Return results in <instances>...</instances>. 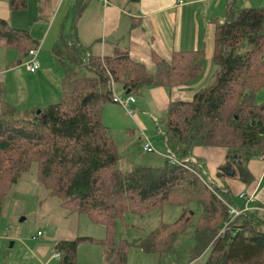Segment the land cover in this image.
Returning <instances> with one entry per match:
<instances>
[{
    "label": "trees",
    "instance_id": "1",
    "mask_svg": "<svg viewBox=\"0 0 264 264\" xmlns=\"http://www.w3.org/2000/svg\"><path fill=\"white\" fill-rule=\"evenodd\" d=\"M10 1L13 8L26 6V0ZM76 28L75 23L71 33H61L52 51L55 64L65 71L62 95L42 114L11 107L0 84V213L13 187L37 163L38 181L47 197L59 198L71 214H87L106 226L107 264H127L129 244L118 245L112 238L119 218L126 212L147 213L168 205L183 211L140 244L146 253L173 251L178 236L194 224V259L208 251L206 264H264V216L252 211L225 226L229 205L236 203L191 159L195 146L243 148L248 158L264 154V101H258L264 89V6L239 7L230 0L227 20L213 29L215 69L210 82L190 99L171 102L162 138L178 163L166 158L162 166L135 165L126 173L119 167L123 152L103 121L104 106L114 102L115 85L130 94L147 85H188L203 69L205 50L182 51L170 61L155 59L152 74L129 52L91 53L79 42ZM245 43L259 46V51L253 47L241 51ZM0 46L27 57L37 40L0 18ZM257 66L259 75L251 80ZM239 172L242 179H250L244 164ZM94 240L91 236L57 240L59 264H78L80 243Z\"/></svg>",
    "mask_w": 264,
    "mask_h": 264
},
{
    "label": "crops",
    "instance_id": "2",
    "mask_svg": "<svg viewBox=\"0 0 264 264\" xmlns=\"http://www.w3.org/2000/svg\"><path fill=\"white\" fill-rule=\"evenodd\" d=\"M180 1L109 0V3L105 4L100 0H87L85 4L84 0H26L25 7L13 8L10 0H0V18L7 20L14 28L29 31L37 40L35 48L38 50L40 61V68L33 73V78L22 79L16 75L8 78V73L17 67L14 62L19 61L24 66L23 59L29 56L22 57L15 52L17 50L12 51V55L6 53L4 68L0 69V72L6 71L3 76L0 75V84L5 86L4 101L19 111L36 112L38 109L43 111L45 107L53 104L51 101L60 99L59 88L54 82L57 75L54 72L56 67H52L55 63L52 51L61 33H71L75 23L79 42L89 48L91 53L97 56H112L118 51L129 52L135 59L145 63L147 70L152 74L156 72L155 59L164 58L170 61L173 55L182 51L204 49L206 57L203 69L188 85L174 88L166 85L144 86L138 92L140 97L132 104L135 112L132 115L127 112L129 117L125 115L127 118L122 121L118 120L108 107L105 108L109 103L104 106L105 125L110 131L120 129L125 133L126 138L121 142L122 149L119 147L121 151H129L130 144L137 138L143 143L144 133L155 134L154 130L149 131L150 122L157 125L159 137L165 144L162 135L167 127L171 102L190 99L197 90L210 82L215 69L213 29L216 24L227 20L230 2V0H182L183 3ZM236 1L239 7L264 6V0ZM123 90L126 95V90L124 88ZM111 133L113 134L112 131ZM115 138L118 139L117 136ZM230 156L236 161L229 160ZM191 159L193 163L197 161L204 168L208 179L228 191L229 197H232L237 205L243 204L241 195L245 193L253 197L250 212L264 210V154L248 158L243 148L231 149L219 145L195 146ZM165 162L166 160L164 164ZM241 164L248 170L250 181L240 177ZM223 167L225 169L222 171ZM220 171L223 173L222 178L218 177ZM35 258L42 264V260L37 256ZM54 259L58 261L53 264H59V259L54 254L47 258V262Z\"/></svg>",
    "mask_w": 264,
    "mask_h": 264
},
{
    "label": "rangeland",
    "instance_id": "3",
    "mask_svg": "<svg viewBox=\"0 0 264 264\" xmlns=\"http://www.w3.org/2000/svg\"><path fill=\"white\" fill-rule=\"evenodd\" d=\"M252 47L254 51H259V46H250L247 43H245V46H241L240 49L243 51ZM12 51L14 50L0 46V60L2 61L0 69L4 68L6 53L9 52L12 55ZM258 54L261 55L260 52ZM28 61L29 57L25 60L23 59L24 66L19 61H15L14 64H17V67L9 72L7 77L10 78L12 75H16L22 79L33 78L34 74L27 67ZM53 66L56 67L54 72L57 75L54 82L59 88L61 99L62 80L65 76V71L62 66L55 63L52 64ZM256 69H258L256 73L249 75L251 80H254L259 75L260 69L258 66ZM5 72H0V75L3 76ZM133 95L136 98L140 97L139 93ZM115 96L119 98L127 97V94L125 95V91L119 84L115 85ZM60 99L51 102L56 103ZM258 101H264V89L259 91ZM106 107L118 120L122 121L127 118L125 116L127 111L121 105L109 103ZM127 116L129 117V115ZM107 120H109L108 117ZM153 130L155 134L144 133L143 137L150 139L155 148L154 152L144 151L143 143L138 138L130 144L129 151H122L123 158L119 161V167L124 173L132 170L135 165L161 166L164 164L167 149L159 137L160 133L157 125L154 122H150L149 131ZM111 131L118 137L117 142L119 147H121V142L126 138L125 133L120 129H111ZM142 141L144 142V139ZM230 157L229 160L232 159V156ZM233 161L235 162L236 160L232 159ZM238 163L239 161L236 164L237 167ZM190 168L192 169V167ZM224 169L223 167L221 170L223 171ZM186 170L191 174L199 175L194 170H192L194 173L190 169ZM222 171L218 174L220 178L223 177ZM205 177L209 178L206 174ZM209 180L211 181V179ZM41 187L38 181V166L37 163H33L30 170L24 174L11 190L12 193L5 201L4 209L0 213V264H40L35 256L42 260V264L57 263V259L47 262L48 257L51 258L53 254L58 252L55 248L56 238L72 239L76 236L85 235L92 236L95 240L93 242L80 243L78 247V264H106L105 241L108 238L106 226L87 214H71L60 205L59 198L47 197L45 188ZM221 189L224 190L223 188ZM221 189H216V192L218 195L221 194L222 198L227 201ZM41 199L43 200L42 204H40ZM193 206L196 213L198 215L201 214V208L199 209L195 204ZM182 211V207L168 205L163 208L153 209L147 213L126 212L122 218H119L112 238L114 243L118 245H125V242L129 244L127 264H206L208 251H205V253L195 259L193 256L196 245V228L194 224L189 225L178 236L174 243L175 249L173 251L148 254L140 247V244L161 223H172L181 215ZM256 213L259 214L258 217L264 216V210H259ZM225 226H227L226 221ZM39 230H43L44 235L35 239L34 236ZM42 255H46V257L44 258ZM92 261H95V263H91Z\"/></svg>",
    "mask_w": 264,
    "mask_h": 264
},
{
    "label": "built area",
    "instance_id": "4",
    "mask_svg": "<svg viewBox=\"0 0 264 264\" xmlns=\"http://www.w3.org/2000/svg\"><path fill=\"white\" fill-rule=\"evenodd\" d=\"M100 1L104 2L105 4L109 3V0H100ZM180 3H183V1L181 0ZM28 56L30 57L29 61L27 62L28 70L31 73H36L38 69L40 68V61L38 59V50L36 48L31 49L29 51ZM135 101H136V97L130 93L127 94V97H124V98H119L114 95V102L123 106L127 110V112L131 115L135 112L134 107L132 106V104L135 103ZM142 147L144 151L146 152L155 151V148L153 147L152 143L150 142V139L148 138L144 139ZM166 158H168L170 162L173 164L178 163V161L172 156V153L168 149H167ZM202 169L204 168L202 167ZM241 199L243 200L242 205H236V204L230 203L229 205L230 219L227 220L226 225H228L234 218L242 214L249 213L252 210V207H250V203L253 197L243 193L241 195ZM43 234H44L43 231L39 230L37 234L34 236V238L38 239L41 236H43ZM54 256L59 259L61 257V253L58 251L56 254H54Z\"/></svg>",
    "mask_w": 264,
    "mask_h": 264
},
{
    "label": "water",
    "instance_id": "5",
    "mask_svg": "<svg viewBox=\"0 0 264 264\" xmlns=\"http://www.w3.org/2000/svg\"><path fill=\"white\" fill-rule=\"evenodd\" d=\"M130 92H131V91L128 90V91H127V94H129ZM42 112H43V111H42L41 109L36 110V114H37V115L42 114ZM45 118H46V116H45ZM12 244H13V243H12Z\"/></svg>",
    "mask_w": 264,
    "mask_h": 264
}]
</instances>
